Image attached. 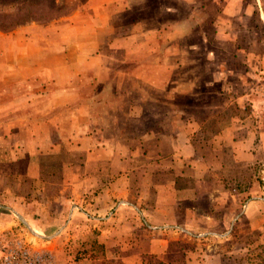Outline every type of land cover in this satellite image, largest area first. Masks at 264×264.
Wrapping results in <instances>:
<instances>
[{
    "label": "crops",
    "instance_id": "crops-1",
    "mask_svg": "<svg viewBox=\"0 0 264 264\" xmlns=\"http://www.w3.org/2000/svg\"><path fill=\"white\" fill-rule=\"evenodd\" d=\"M130 1L83 0L48 24L0 31V232L21 222L50 237L56 264H220L229 245L215 240L246 241L259 258L264 198L242 203L250 193L228 183L255 189L264 160L260 0H223L237 13L209 17L211 31L183 45L175 30L114 27L107 9ZM182 52L192 81L166 79ZM166 83L173 99L190 93L188 110L143 107L164 100L149 89Z\"/></svg>",
    "mask_w": 264,
    "mask_h": 264
},
{
    "label": "rangeland",
    "instance_id": "rangeland-1",
    "mask_svg": "<svg viewBox=\"0 0 264 264\" xmlns=\"http://www.w3.org/2000/svg\"><path fill=\"white\" fill-rule=\"evenodd\" d=\"M213 1V3H211ZM223 0H138L130 1L136 5H124V4H115L112 8H108V14H113V24L114 27H125L130 29L132 23L135 22H143L145 25V29L149 32L150 35L154 34L155 31L159 28H163V30H175L176 33H179L181 36V43L183 45L188 42L197 41L196 37H194L195 33L198 34L201 29L202 31H211L210 24L208 21L213 22V19L208 20L209 17H220V13L230 9L233 13H237V6L234 2H230L224 4ZM83 0H0V31H8L12 28H17L22 24H27L29 22H37L39 24H48L52 22L54 19L59 16L70 14L75 10L80 4H82ZM260 12L264 13V0H260ZM132 7V8H130ZM259 11V10H258ZM230 17V16H229ZM237 18V17H236ZM200 25L195 28L194 23ZM252 20L249 21V23ZM218 24L221 23V20H217ZM142 27V26H141ZM236 24H234V31L237 28ZM139 28H135L133 31L138 30ZM143 29V28H141ZM144 30V29H143ZM194 35V36H192ZM105 39H109V36L106 35L103 37ZM187 40V41H186ZM151 41V40H150ZM177 41V40H176ZM180 59H184L180 67H172L170 69L165 70L166 79L172 78L181 80H187L188 82L192 81V53L190 52H182ZM187 59V60H186ZM172 77V78H171ZM42 78H47V75L42 74ZM84 86L88 87L89 84H84ZM92 86V85H90ZM176 86V85H175ZM189 83H181V92L188 89L192 91V86ZM172 84L166 83L163 89H159V91L149 89V93L152 94L155 98H164V100H149L142 102L143 107H156L159 112L161 108L165 110H170L172 106H178L181 110H188L189 104L192 103V100L189 98L190 93H186L185 96H173L168 92ZM163 103V104H162ZM230 110H232V106H230ZM171 114V113H170ZM169 114V115H170ZM169 115H165V119H169ZM155 119L148 118L144 119L138 123V125H142L141 127L146 126L147 124L152 125ZM137 126V125H136ZM135 126V127H136ZM252 167L250 177L254 179V183L257 185L255 189L252 188L250 180H244L238 186H235V183H228V191L230 194L236 195L239 192H246L250 194H244L245 197L242 199L243 202H248L247 199L249 195H258L264 198V160L258 161L257 164ZM54 182V181H51ZM55 183V182H54ZM53 184V183H52ZM55 185V184H54ZM0 189H2L0 187ZM4 190H2L3 192ZM254 191V192H253ZM253 193V194H252ZM4 199V205L14 206L15 203H12L11 200ZM6 213L4 211H0V216H3ZM21 222H17L12 229L0 232V237H26L27 241L32 244L33 247H45L47 246L48 239L50 237L43 236L41 232L33 231L27 229ZM51 230V229H50ZM46 233V232H45ZM47 235V234H44ZM242 240V239H240ZM240 241H236V245L232 242L225 241V244H221V242L213 241L214 245L217 248H221L223 246L226 247V243H228V255L224 254L221 261H218L220 264H257L264 258V249L257 252L261 253L259 258L255 257L257 248H252L249 250L247 247V243L245 241L244 246L246 249H239L238 244ZM262 244V243H260ZM194 248V247H192ZM230 248V249H229ZM205 250V245L200 244L195 248L196 251ZM49 250V249H48ZM227 257V258H226ZM214 259V258H213ZM218 260V259H217ZM217 260H213L211 262L216 263ZM56 261V260H55ZM88 260L80 261V262H72L69 261L70 264H87ZM259 261V262H258ZM89 264H99L98 261H89ZM212 264V263H211ZM260 264V263H259Z\"/></svg>",
    "mask_w": 264,
    "mask_h": 264
},
{
    "label": "built area",
    "instance_id": "built-area-1",
    "mask_svg": "<svg viewBox=\"0 0 264 264\" xmlns=\"http://www.w3.org/2000/svg\"><path fill=\"white\" fill-rule=\"evenodd\" d=\"M0 264H56L45 247H33L22 237H0Z\"/></svg>",
    "mask_w": 264,
    "mask_h": 264
},
{
    "label": "trees",
    "instance_id": "trees-1",
    "mask_svg": "<svg viewBox=\"0 0 264 264\" xmlns=\"http://www.w3.org/2000/svg\"><path fill=\"white\" fill-rule=\"evenodd\" d=\"M148 264H164V262L157 259L149 258Z\"/></svg>",
    "mask_w": 264,
    "mask_h": 264
}]
</instances>
